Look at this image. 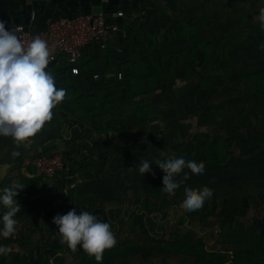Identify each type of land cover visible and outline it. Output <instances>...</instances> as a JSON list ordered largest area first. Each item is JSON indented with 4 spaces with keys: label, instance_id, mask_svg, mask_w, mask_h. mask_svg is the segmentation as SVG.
Here are the masks:
<instances>
[{
    "label": "rangeland",
    "instance_id": "obj_1",
    "mask_svg": "<svg viewBox=\"0 0 264 264\" xmlns=\"http://www.w3.org/2000/svg\"><path fill=\"white\" fill-rule=\"evenodd\" d=\"M179 16L182 15L178 13L175 17L165 11L146 22L124 23L120 39L123 50L109 51L98 59L94 66L99 74L97 78L95 73L79 78L61 71L52 73L56 87L66 90L64 100L52 109L53 115L76 123L69 106L76 107L81 100H90L87 110L94 112L93 118L99 119L98 124L107 119L109 131L116 136L109 143L106 140L112 137L100 140L90 133L88 141L95 139L91 143L97 145L98 153L104 151L101 156H108L107 167L113 172H116L114 168L124 171L127 164L132 167V172H128L130 178L122 180L116 176L118 203L112 205L117 220L113 215L115 223L111 229L122 250L102 264H185L183 259L187 258L170 251L169 245L176 242L180 246L186 241L208 245L217 251L213 259H200L199 263L188 261L232 264L228 261L229 254L219 250L237 245L217 242L218 231L231 222L240 231L261 232L264 228V97L258 96L243 78L263 69L264 62L260 66H246L240 56L237 35L218 26L209 39L215 42V56L208 62L213 71L210 80L211 77L213 80L204 85L197 77H186L189 65L180 60L189 56L198 39L191 37L189 21L187 32L177 31L176 24L181 21L184 24ZM249 51L252 58L255 52L260 53L254 48ZM120 71L129 72L130 77L117 80ZM126 95L132 97V106L112 109L117 98ZM78 110L83 121L91 122V117L85 118L84 108ZM105 113L111 115L105 118ZM50 122H54L53 117L43 127ZM0 141L10 151H17L20 146L11 137L0 136ZM181 153L200 161L210 159L214 165L205 167L203 174L188 168L190 175H185L182 169L176 174L181 183L173 192L163 188L164 172L155 164H150L149 173L139 171L145 160L155 161ZM142 181L144 186L139 185ZM186 185L208 186L213 190L212 197L202 207L213 209L214 213L204 217V222L191 219L192 211L181 204ZM244 207L249 209L246 218L233 219V213ZM33 244L37 246L33 252L25 246V250H16L17 255L1 254L0 264H85L79 246L76 251L60 249L52 257H46L49 245ZM6 246L12 248L8 243Z\"/></svg>",
    "mask_w": 264,
    "mask_h": 264
},
{
    "label": "crops",
    "instance_id": "obj_2",
    "mask_svg": "<svg viewBox=\"0 0 264 264\" xmlns=\"http://www.w3.org/2000/svg\"><path fill=\"white\" fill-rule=\"evenodd\" d=\"M100 10L111 14L123 10L125 23L135 20L146 22L152 17H159L165 11H169L175 17L179 13L182 15L179 19L184 20L186 27L188 21L192 24L191 37L198 39L194 48L200 56L197 61L203 62L204 50L207 62L212 60L215 42H210L209 39L216 32V27L220 26L228 29L231 35H237L241 47L240 56L246 66L249 68L254 65L260 66L264 62V30L261 29L264 0H0V20L5 21L6 29L13 28L15 32L18 26L39 31L52 19L74 17ZM216 10H219V13H216ZM163 27L162 25V29ZM186 27L184 32H187ZM253 48L255 51L260 50V53L255 52V58L250 56L249 50ZM201 63L198 66H201ZM88 107L85 106V109L87 110ZM110 115L104 114L105 118ZM103 120L104 123L98 124L99 119L96 120L92 116L91 122L87 121L81 126L74 121L71 124L66 120L68 124L65 128L59 125L42 127L34 137L19 144L17 151L20 155L17 157L12 155L14 149L10 151L0 141V189L12 184L23 187L16 198L20 205V210L15 216L18 222L16 233L7 239L0 238V246L7 248L8 243L12 247L7 251L11 255L19 254L16 250L24 249L25 246H29L28 250L33 252L32 249L35 248L33 243L46 242L47 232L56 233L61 238L56 225L52 223L53 217L58 214L63 215L76 209L77 212L89 211L94 215L98 208H103L109 210L110 220H113V215L116 216L115 208L112 207L117 202L118 177L116 176H120L122 180L126 177L130 178L128 172H132V167L127 164L123 168L124 171L114 168L116 172H113L109 166L107 167L108 156H100L96 149L93 154H84L86 153L84 142L89 140L90 133L100 140L112 137L106 140L109 143L115 138V133L110 132L107 127L109 126L107 119ZM100 127L106 128L108 132ZM42 151L56 152L69 160L73 158L83 162L84 168L66 175L65 186L62 185L60 178L55 182L35 179L33 184L28 183L26 177L35 176L26 173L21 166L22 162L24 159L27 160V156ZM102 171L104 175L101 174ZM139 183L142 185L143 181ZM132 185L136 184L132 183ZM71 189H74L72 197L69 196ZM62 207H65V210L61 211ZM6 210L0 206V215ZM98 216L102 218L100 213ZM115 218L117 220V217ZM108 223L112 226L111 222ZM184 262L195 263L188 260Z\"/></svg>",
    "mask_w": 264,
    "mask_h": 264
},
{
    "label": "clouds",
    "instance_id": "obj_3",
    "mask_svg": "<svg viewBox=\"0 0 264 264\" xmlns=\"http://www.w3.org/2000/svg\"><path fill=\"white\" fill-rule=\"evenodd\" d=\"M261 29L264 30V15L261 16ZM50 59L47 43L39 36L25 45L15 30L6 29L5 21L0 20V136L11 137L19 145L34 137L52 119V109L64 100L66 90L57 88L54 75L46 70ZM12 155L17 157L20 153L14 151ZM150 164L164 172L163 188L168 192L175 191L181 183L176 174L182 169L185 175H190L188 168L200 174L205 171L203 161L183 153L155 161L145 160L139 166L140 173H149ZM22 189L19 184L0 189V206L7 209L0 215V238L7 239L16 233L15 216L20 210L16 198ZM212 195L213 190L208 186L186 185L181 204L196 211ZM52 223L63 242L72 250L79 246L94 257L97 264H102L104 252L117 243L111 225L89 211L72 209L53 217ZM7 251L0 246V253Z\"/></svg>",
    "mask_w": 264,
    "mask_h": 264
},
{
    "label": "trees",
    "instance_id": "obj_4",
    "mask_svg": "<svg viewBox=\"0 0 264 264\" xmlns=\"http://www.w3.org/2000/svg\"><path fill=\"white\" fill-rule=\"evenodd\" d=\"M124 19H123V22L125 23ZM123 22H122V27L124 25ZM176 26L178 28L177 29L178 32L183 33V31H185L186 26H185V23L183 24V21L179 22ZM197 54H198L197 51L195 49H193V50H191V52H189L188 57H183V58H181L183 60H180V61H184V63H187L189 65L188 69L191 72L189 73V71H186V73H185L186 77H193V76L197 77L196 79H198V81L204 82V85H205V84H208L210 81L213 80L212 77L210 80V76H211V74H213V71L211 70V67L208 65V62L210 60L207 62L206 51L204 50V56H203L204 58L202 59L203 62L202 63L200 62L201 66H198L197 58H200V56ZM102 55H104V54H102ZM101 56H99L98 58H93L92 60H90L88 62L87 66L84 68L85 73L83 75L93 76V74L97 72V70H95L97 68L94 66L98 63V59ZM195 57H196V60L194 62L193 59ZM194 68H195V70H194ZM226 71L230 72V69H226ZM199 72H202L203 75L200 76L198 74ZM51 73H53V72H51ZM60 73L67 74V75L71 76L67 71H61ZM123 74H124V77L121 80H125L127 77L128 78L130 77L129 72H128V74L127 73H123ZM83 75H80V76H77L74 78H79V77H82ZM243 78L247 83H249L252 86V90L258 96L264 97V68L257 71V72L250 74L247 77H243ZM116 79H117V77H116ZM172 81H174V80H172ZM161 82H162V80H161ZM161 82H159V83L161 84ZM72 97H74V96H72ZM132 104H133L132 97L126 95L122 99L117 98L116 103L111 105V107L114 110L115 109L122 110V109L126 108L128 105L132 106ZM90 105H91L90 100L86 99L84 101L81 100L79 102V105H77L76 107H75V105L69 106L68 111H71L72 114H75L74 117L73 116L72 117L77 118L76 119L77 125L81 126V124H84L85 122H87V121H83L84 118L82 117L81 110L79 111L78 109L82 108V110H83V108H84V110H86L85 106H90ZM83 112H85L84 116L86 119H89L94 114V112L90 111V110H86ZM87 115H88V117H87ZM53 120H54L53 123L52 122L48 123L50 126L59 125V126L65 128L68 124V122L66 120L59 118L55 115H53ZM96 146L97 145H94L89 141L84 142V151L86 152L84 154H86V155L93 154ZM103 153H104V151L100 150L99 155L101 156ZM27 157L30 159H33L34 157H36V155L35 156H27ZM25 160L26 159H24L21 166L24 168L26 173H29V174L35 176L33 178L26 177L28 183L33 184L35 182V179L42 180L43 177L40 175H37V171H36L35 166L32 163L25 164ZM203 162L205 164V167H209L210 165H214V162L210 161V159L205 160ZM83 168H84L83 162H79L77 160H74L73 158L70 160L66 159L65 160V169L61 173V176H60L62 185L65 186V184L67 182L66 175H68L71 172L80 171ZM53 182H55V181L53 180ZM73 192H74V189H71L69 196L72 197ZM119 202H121V201H119ZM117 203H118V201H117ZM60 210L61 211L65 210V207H62V209H60ZM236 211L237 212L233 213L234 214L232 217L233 219H236L237 216H240L241 218H243V217L246 218L249 209L247 207L246 208L244 207L242 210H236ZM197 212L198 213H196V211H192V214L190 215L191 219L197 220L200 222H204V219L206 217L212 215L214 213V210L213 209L207 210L206 206H205V207L200 208ZM99 213L102 215V218L100 220L105 221V222H111L112 225H113V223H115L112 219H111L112 221L110 220L111 216H109L107 209L98 208L94 215H96L99 218V216H98ZM117 227L120 231L121 228L119 227V225ZM217 234H218L217 242L222 243L223 245H227V246L228 245H237V247H221V249L219 250L221 252H226L229 254L230 257H229L228 261H230L232 264H264V228H263V231H261V232H258L256 230L240 231L237 227L233 226V224L231 222L227 227L220 229ZM46 243L49 245V248L45 252L46 257H52L60 249H64L66 252L76 251V250H72L65 242H63L62 238H60L56 233L47 232ZM169 248H170V251H172V252L174 251L176 254H179L181 256L186 257L187 258L186 260H194L197 263H199L198 260H200V259H203V260L213 259L214 256L217 255V251L209 249L208 245H204L201 243H195V242L190 243V242L186 241V242L181 243L180 246L178 244H176V242L174 244L172 242V244L169 245ZM174 248H176V249H174ZM121 250H122V245L120 242L119 243L117 242L113 248L106 250L104 252L102 263L105 262L106 260L110 259L113 254H117V253L121 252ZM82 254L83 255L81 257L84 260L85 264H97L94 257L89 256L84 251ZM183 260L185 261V259H183ZM222 262H224V261H222Z\"/></svg>",
    "mask_w": 264,
    "mask_h": 264
},
{
    "label": "built area",
    "instance_id": "obj_5",
    "mask_svg": "<svg viewBox=\"0 0 264 264\" xmlns=\"http://www.w3.org/2000/svg\"><path fill=\"white\" fill-rule=\"evenodd\" d=\"M124 18L123 10L112 14L100 10L52 19L39 31L18 26L16 34L25 45L37 36L47 43L51 59L46 70L67 71L72 77H77L85 73L84 68L93 58L109 51L123 50L120 39L124 32ZM98 76L96 72L94 77ZM123 77V72L117 73L118 80ZM30 163L43 180L56 181L65 169L64 157L56 152L40 153L33 159L27 158L25 164Z\"/></svg>",
    "mask_w": 264,
    "mask_h": 264
}]
</instances>
